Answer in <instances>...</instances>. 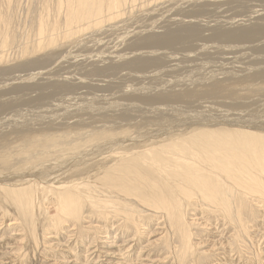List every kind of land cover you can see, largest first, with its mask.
I'll use <instances>...</instances> for the list:
<instances>
[{
	"label": "bare ground",
	"instance_id": "bare-ground-1",
	"mask_svg": "<svg viewBox=\"0 0 264 264\" xmlns=\"http://www.w3.org/2000/svg\"><path fill=\"white\" fill-rule=\"evenodd\" d=\"M125 1L59 0V7L66 12L60 43L40 20L35 48L22 49V55H30L29 58L7 64L2 60L4 54L0 57V79L12 70L30 68L31 71L0 81V194L23 211L24 220L26 216L35 219L33 214L43 211L55 228L68 223L66 218L73 221L71 224L82 226L79 217L85 210L83 207H87L92 214L107 216V219L111 218L110 214L120 217L122 229L135 225L137 235L140 228L135 223L151 217L154 221L162 219L169 229L165 231V224L157 223L158 227L162 225L157 228L161 236L165 233L163 238L159 240V235L158 240L148 241L144 246L162 241L163 248H171L170 241L177 234L181 250L191 251L193 256L197 257L196 251L202 247H209L206 252L222 251L226 255L225 224L233 226L236 238H246L252 243L253 237L245 233L241 210L245 203L249 207L264 203V101L254 99L257 96L263 99L264 85H248L264 79V55L259 54L264 48V10L248 9L253 11H247L249 14L242 18L222 21L218 16L220 21L214 18L212 24H209L211 20L206 23L191 17L218 9L221 4L240 5L246 10L254 1L264 0H207L204 3L178 0L187 5L186 9L177 5L179 9L175 12H180L181 17L168 18L158 30L153 28L157 27L154 23L143 25L138 31L134 28L136 32L127 36L128 41L126 35V39L121 35L126 41H122L124 53L114 54V49L110 57L105 54L108 59H99L107 63L96 65L90 60L92 63L84 71L86 76L98 77L116 73L120 80L119 73L127 70L122 77L136 84L122 88L121 94L114 97L115 103H109L104 94L91 105L81 106L78 101L83 98L76 91L105 89L112 86L111 80L97 77L94 82H85L84 77L82 80L71 73L56 72L78 70L79 62L89 60L91 55L87 52L89 58L83 60L73 53L80 42L78 34L89 29L97 31L105 21L116 19ZM2 2L7 9L12 3L11 0ZM4 20L0 10V45L6 40ZM162 49L185 50L186 54L180 58L175 54L167 56ZM48 59L49 66L32 68ZM235 64H239V70L234 69ZM33 69L39 71L32 72ZM176 69H201L206 74L200 77L202 72L195 70L193 76L185 74L183 79L157 83L160 76L165 77ZM239 84L244 87L239 88ZM74 94L77 96L72 97ZM205 98L216 100L214 106L199 102ZM128 101L134 103H124ZM30 105L46 106L42 108L46 110L30 114L16 111ZM200 109L211 113H200ZM64 178L70 182L59 184ZM4 186L10 188L6 191ZM46 200L48 204L44 203ZM45 205L48 206L44 208ZM190 208L198 211L194 210L191 223H186L185 214ZM208 211L223 218L220 220L224 222L221 225L224 229L218 227L219 221L205 219L202 214ZM114 222L105 223V227ZM86 225L78 229V241L91 239L85 248L86 261L77 262L80 256L62 264H89L96 251L98 258L104 257L105 261L119 255L110 251L115 248L111 243L103 244V252L95 250L96 240L90 238L95 227L90 222ZM194 228L207 232V238L193 244L190 232ZM84 231L88 234L85 238L81 237ZM156 232L145 233L144 237H154ZM62 245L52 246L60 249ZM218 263L215 260L212 264Z\"/></svg>",
	"mask_w": 264,
	"mask_h": 264
},
{
	"label": "rangeland",
	"instance_id": "rangeland-1",
	"mask_svg": "<svg viewBox=\"0 0 264 264\" xmlns=\"http://www.w3.org/2000/svg\"><path fill=\"white\" fill-rule=\"evenodd\" d=\"M199 1H201V3H204V1L206 2L207 0H199ZM208 1H210V0H208ZM11 2L12 3L10 5V8L7 9L4 5V3L2 2V0H0V6H1L0 10L2 11V13L5 17L4 21H6V28H5V32H6L5 34L6 35L4 37V39H6V40L3 43H1V45H0V49H2V50H0V52H2V53H0V57L4 54L2 56V60L4 63L8 64L10 62L9 64H13V63H16L18 61H21V60H24V59L30 57V55H28V56L22 55V49L26 47V48H28L27 50L30 51V50L35 48V45L38 41V36L36 33L38 30L37 27L39 28V24L42 21H44V23L43 22L42 23H43V25H45L46 31L50 32L51 34L55 33L54 37L57 40V42L61 41L62 33L64 31V22H65L66 12L64 11L65 9H61L59 7V0H11ZM260 2H263V1H260ZM260 2L254 1V4L251 2L252 4H250V8H247L246 10L242 9V7L240 5L228 7L229 4H221L218 7V9L216 8L213 11L210 10L207 13H204L201 15L198 14L195 17L192 16L191 18L195 19V20L198 19L201 22L204 21L206 23L209 22L208 20H211L209 22V24L213 23L212 20H214V18L217 21H220V20L222 21V20H225L227 18H229V19L242 18V16H245V15H248L249 13H251L256 7L258 8V10H260V9L264 10V2H263V4ZM177 5L181 6V8H183V9H186L185 6H187L185 3L182 4L178 0L177 1L176 0H126L125 4L122 5L120 8L121 14L116 19H113L111 21H105L106 23L104 22L103 25L100 28H98V30H97L98 32L96 30L90 31V29H89L86 31H82L78 34V38H79L80 42L78 41V46L75 48H77L76 50L78 51V53L80 55L77 53V51L75 49L73 50V53L77 54L79 56L78 59L80 58L81 60L85 59L88 56L87 54H89V56L91 55L90 58L88 56L89 60H86L88 63L86 61L84 62V60L82 61L83 63L79 62L80 64L78 65V70L76 69L77 72L75 69L72 70L71 68H69L68 70L66 69L67 71L64 70L65 72L61 70V71L56 72V73L61 74V73L67 72V73H71L72 75H76V77L78 76V78H80L82 80L84 77L83 81H85V82L86 81L94 82L93 80H96V78L98 76H86V74L84 73L86 68L89 67L88 64H91L94 61L95 62L92 64H96V65L97 64L103 65V64L107 63V62H102L100 60L105 61L107 57H110L109 54L113 53L114 49H115L114 54L120 53V52L124 53L125 51H123V46L126 43V41L124 39H126L127 36L131 37L133 32L135 33L136 31L141 29L140 27H142L143 25L148 26L151 24L153 25V23H154V26H157V27H153V28L158 30L159 29L158 27L160 26V24H162L163 21L167 20L168 18H179V17H181L180 15H182V14H180V12H178V11L175 12V10H177V8H178ZM248 9L249 10L253 9V10L248 11ZM245 11L246 12L248 11L249 13L248 12L246 13ZM262 13H264V12H262ZM218 16L221 17L220 20L218 19L219 18ZM40 20H41V22H40ZM126 23H127V25H125ZM144 26L142 28H144ZM114 28H115V30H114ZM134 28H136L135 29L136 31L134 30ZM130 29H131V31H130ZM126 31H128V32H126ZM119 32H121V33H119ZM124 32H126V33L124 34ZM50 33H47V34H50ZM127 33L128 34L131 33V34L128 35ZM123 34H124V36H123ZM58 35H59V37H58ZM121 35L123 38L125 37V35H126V37L124 39H122ZM117 36H119V39H122V40H119ZM84 38H86L88 41L87 40L84 41L83 40ZM96 38H97V40H96ZM99 38H101V40ZM116 39H118L119 41ZM128 39H130V38L127 37L126 40L128 41ZM81 40H83V41H81ZM102 40H103V42H102ZM90 41H91V43H90ZM97 41L98 42L100 41L101 43L100 42L98 43ZM122 41L125 42L124 45H122L123 44ZM88 42H89V44H88ZM85 44H87L88 47L85 46ZM94 44H96V45H94ZM96 47H98V48H96ZM91 48H93V49H91ZM116 48H119L120 51L117 50ZM103 49H105V50H103ZM90 50L93 53H91ZM100 50L103 52H101ZM159 50L161 52V49H159ZM116 51H118V52H116ZM81 52H83V53L81 54ZM85 52H87V54ZM163 52L167 56H171V55L173 56L174 54H175V56L179 55V58L183 54H186L185 50H174V49H170V50H167V49L163 50L162 49V53ZM105 54L107 57L105 56ZM114 54H112V55L115 56ZM190 54L192 55V53H190ZM259 54L264 55V48L262 49V52H259ZM81 56H84V57H81ZM93 56H95V57H93ZM97 56L98 57L102 56V57L97 58ZM103 57H104V59H103ZM176 57H178V56H176ZM211 57H213V55H211ZM199 58L201 59L202 56H199ZM50 63H51V60L50 61H49V59H48V61L44 60L39 65L34 66L32 68H34V69L44 68V67L49 66ZM198 63H200V61H198ZM201 63H204V60H202ZM238 65L239 64H235L236 67L234 69L237 68L239 70L240 68H238V67H240V66H238ZM85 66H87V67H85ZM241 66L245 67V65L244 66L241 65ZM32 68H31V70H32ZM34 69L32 72L39 71V70L35 71ZM70 69L72 70V72H70L71 71ZM29 70H30V68H29ZM29 70H28V68L27 69L26 68H24V69L20 68L18 70L16 69L15 71L12 70L15 73H17V72L18 73L15 74L14 72L11 71V72H9L10 74L7 73V75L4 76V78L2 76L0 81H2V80L4 81L5 79L9 78L7 76H11V77L12 76H20V75L24 76V75H26V73L27 74L31 73V71H29ZM45 70H48V69H45ZM195 70H192V71H184L183 69L172 70L165 77L160 76L157 83H160L162 81H166L168 79L169 80L183 79L184 77H186L188 75L189 76H191V74H192V76L195 75V72H202L201 69H195ZM52 71L55 72L54 70H52ZM147 71H150V69H147ZM74 72H75V74H74ZM126 72H128V71L126 70V71H122V73H119V77L122 78L120 80H118L119 78H118V75L116 73H114V74H103L102 76L98 77L97 79H103L104 81H107V82H108V80L109 81L111 80L110 82H111L112 86L107 87L105 89H96V88H90V89L88 88L87 89V88H85L79 92L76 91L75 93L78 94V97L83 98V100L78 101V104L81 106L87 107V106L91 105V103L94 99H98L99 97H102L104 94H105L104 97L108 98L109 103H115V101L117 99H115L114 97L118 94H121L120 92L122 91V88L124 89V88H126V86L128 88V87L136 84V81H133L129 78L122 77V74H126ZM234 72H236V71H234ZM12 73H14V75H12ZM129 73H131V72H129ZM185 74H186V76H185ZM204 74H206V72L205 73L202 72L200 77H202V75H204ZM160 79H162V80H160ZM118 81H120V82H118ZM131 81H133V82H131ZM255 82L249 83L248 85H252V84L253 85H258V84L264 85V79L259 80V82H257V81H255ZM128 84H130V85H128ZM113 85L116 86V88ZM240 85L242 87H244L242 84H239L238 85L239 88H242V87H240ZM71 96L76 97L77 95L74 94ZM113 98H114V100H113ZM258 98H259V100L264 101V97H263V99L261 98V96H259V97L257 96L256 98L254 97V99H256V101L258 100ZM199 102L200 103L201 102H207V104L213 105L216 102V100L205 98V99H201ZM124 103L130 104V103H134V102L128 101V102H124ZM262 103H260V104H262ZM177 105L180 106L183 104H177ZM194 105H190V107L194 106ZM183 106H186V105H183ZM38 107L39 108H36L32 105H30V107L21 106V107L17 108L16 111H18L20 113L30 114L31 112L42 113V111L46 110V109H42V108H45L46 106H38ZM227 108H229V107H226V109ZM221 109H225V107H222ZM198 112H200V113H211V112H208L207 110H204V109H200ZM213 112H216V111H213ZM216 113H218V112H216ZM97 168H100V166H98ZM69 182H70V180H67L64 178V179H60L59 184L60 183L61 184L62 183L68 184ZM8 188H10V187H5V190L7 191ZM0 196L2 197V198L0 197V260L3 259V257H2L3 255H7L6 257H4L6 261L1 260L3 262H0V264H3V263H5V264H55L56 262H57L56 264H58L59 263L58 261H60L59 264H62L63 262L64 263L71 262L72 260H74L80 256L81 257L77 258L76 261L77 262L78 261L85 262L86 256L88 255L85 252V248H88V241L91 239H89V240L84 239L82 242L80 240L78 241V237L80 236V235H78V229L82 230L83 228H85L87 226L86 225L87 222L92 223L93 224L92 227H95V229L92 230L91 234H90V238L94 237L93 239L96 240L95 250L97 249V250H99V252H103L104 249L101 247L106 245V243L107 244L111 243L113 245V247H115V248L110 249V251L111 250L115 251L116 255H118V254L120 255V256L119 255L116 256L115 259L105 261L104 257L98 258L99 253L96 251L94 253V255L92 257H90V259L88 261L89 264H105L106 262L115 264L116 261L122 262V264L123 263H125V264H212L215 260L217 263L221 262L218 264H264V216H263L264 215V203L262 204V202L255 203L251 207H249L247 205V203H245L244 206L242 207V210H241L242 222H243L244 227L246 228L245 233L250 234V236L253 237L252 243H250L246 238H236L234 235L233 226L230 224H225L226 231L224 232L223 235L226 236L225 239H228V241L226 242V245L228 247V250H226V253H225L226 255H224V253L222 251L206 252V251H208L207 249H209V247L207 248L205 246L206 248L202 247L196 251L198 253V256L196 257V256H193V253L191 251L181 250V247L179 244V238H178L177 234H175L174 237L172 238L173 242L170 241V243H172V245L170 244L171 248H163L162 247V245H163L162 241L156 242L155 244L152 243V245H150L149 247L144 246V245L148 244L149 242L158 240V238L161 236V234H159L160 231L158 230V228L161 227L162 225H160L158 227V224H160V223L165 224V225H163L166 228L165 231H167L169 229L168 224H166L162 219H158L156 221L152 220L151 217H149V218L145 217L144 219H140L141 222L137 221V223H135L136 225L139 224L138 226L140 228L139 233L137 235H135V230H136V228H134L135 225L132 224V225H130V227L122 229L119 227V225L122 222L120 217H113L114 215L110 214L108 217H111V218L107 219V216H99L97 214H92L88 210L87 207H83L82 210L85 209L86 211L84 210L81 213L82 217L81 216L79 217V218H82L81 219V222L83 223L82 226H80L78 224L76 225L75 223L73 225V224H71V223H73V221L69 222L70 219L66 218V221H68V223L65 222L64 224L60 225L61 227L55 228L52 226L53 224L51 223V221H49L50 216L47 215L46 213L44 214L43 211L35 212L33 214L35 216V219L33 216L32 217L26 216L27 220H24V218H23L24 215L22 214L23 211L21 209H19L13 203L5 201L4 197L1 194H0ZM44 203L48 204L49 202H47V200H46ZM47 206L48 205H45L44 208H46ZM194 210L198 211L197 208H190L186 211V214H185L186 223H188V222L191 223L190 220L193 217V214L195 212ZM88 211H89V213H87ZM36 213H37V215H36ZM89 215H92V216H89ZM189 215H191V216H189ZM202 215L205 217V219L207 221H210V222L219 221L220 226H218V227L220 228V230L223 228L221 225L224 222L222 223L220 220V219H223L222 217H220V219H219V216H216L209 211H208V213H204ZM41 216L43 219L41 218ZM97 217H98V219H97ZM33 219H34V221H33ZM187 219H188V221H187ZM116 220H118V221H116ZM36 221L39 223H37ZM113 221H115L114 225H112V226L109 225V226L105 227V223L111 224ZM27 223L28 224L30 223V224L28 225ZM15 224H17V225H15ZM36 225H37V227H36ZM76 226H77V228H76ZM96 226H99V227H96ZM138 226H137V228H138ZM72 227L75 229H73ZM124 229H126V230H124ZM35 230H37V233ZM156 230H157L156 234L158 233L157 235L154 234L156 236L151 237V238L144 237L145 233H153ZM220 230H219V232H220ZM191 232H190L191 241L193 244L194 243L196 244V242H198V239L204 240L207 238L206 236H208L207 232L200 231V230L198 231L196 228H194V230L192 229ZM175 233H176V231H175ZM164 234L165 233L162 234V236L159 238V240H161L163 238ZM231 234H232V236L229 237ZM87 235L88 234L85 233V231H84V232H82L81 237L85 238ZM192 235H193V237H192ZM13 237H15V239ZM12 240L16 241V243ZM33 241L35 243H33ZM10 244H11V246H10ZM58 244H60V245L63 244L62 245L63 247L60 249L54 248ZM47 246H49V247H47ZM66 246H68V247H66ZM145 247H146V249H144ZM78 248L80 250H78ZM177 251H178V253H177ZM68 252H69V255H68ZM218 252H219V254H217ZM5 253H8V254H5ZM9 254H11V255H9ZM60 254H62L61 257H59ZM66 255H68V256L72 255V256L68 257ZM12 256H13V258H12ZM8 258L10 261L8 260ZM221 260L222 261L224 260V261L222 262Z\"/></svg>",
	"mask_w": 264,
	"mask_h": 264
}]
</instances>
